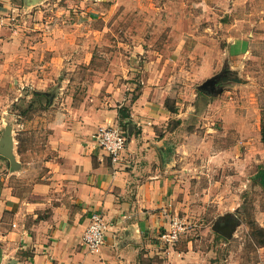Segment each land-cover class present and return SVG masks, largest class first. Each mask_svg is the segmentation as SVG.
I'll use <instances>...</instances> for the list:
<instances>
[{"label": "rangeland", "instance_id": "rangeland-1", "mask_svg": "<svg viewBox=\"0 0 264 264\" xmlns=\"http://www.w3.org/2000/svg\"><path fill=\"white\" fill-rule=\"evenodd\" d=\"M12 1L1 15L0 32L15 42L9 54L0 43V136L11 128L22 164L15 186L30 192L46 180L56 137L134 101L155 68L166 106L182 116L171 111L164 156L180 155L184 167L171 173L180 182L153 237L154 262L179 264L190 245L191 264H264V0ZM240 36L247 51H225ZM174 219L184 228L167 243Z\"/></svg>", "mask_w": 264, "mask_h": 264}, {"label": "crops", "instance_id": "crops-1", "mask_svg": "<svg viewBox=\"0 0 264 264\" xmlns=\"http://www.w3.org/2000/svg\"><path fill=\"white\" fill-rule=\"evenodd\" d=\"M202 1L207 3L204 6L214 3ZM232 1L236 8L248 0ZM13 2L0 0V16L16 9ZM178 20L187 18L178 16ZM14 36L0 32L1 48L8 54ZM249 43L240 36L229 40L225 51L243 53ZM162 75L151 69L139 97L101 110L91 129L62 131L51 144L46 180L43 177L35 182L30 192L13 182V175L22 167L15 145V167L0 153V264H157L154 251L159 245L153 237H159L157 232L165 224L174 186L180 182L171 173L174 167H184L180 155L175 160L164 156L169 149L166 139L170 117L182 116L180 110L171 114L166 106L168 92L157 87ZM124 105L132 123L124 129L128 141L123 160L114 163L93 144L92 134L101 125H121L119 109ZM179 150L176 148L177 154ZM94 212L104 214L108 230L100 251L91 253L82 239ZM191 253L195 251L189 245L179 264H191Z\"/></svg>", "mask_w": 264, "mask_h": 264}, {"label": "built area", "instance_id": "built-area-1", "mask_svg": "<svg viewBox=\"0 0 264 264\" xmlns=\"http://www.w3.org/2000/svg\"><path fill=\"white\" fill-rule=\"evenodd\" d=\"M5 23V17L0 16V27ZM128 135L121 125H101L92 134V142L96 147L101 148L114 163L123 160V154L127 146ZM101 212H94L90 215V222L83 234V244L91 253L99 252L105 242V235L108 230V223ZM184 227L178 220L174 219L169 232L161 234V239L167 243L178 241L179 234Z\"/></svg>", "mask_w": 264, "mask_h": 264}, {"label": "water", "instance_id": "water-1", "mask_svg": "<svg viewBox=\"0 0 264 264\" xmlns=\"http://www.w3.org/2000/svg\"><path fill=\"white\" fill-rule=\"evenodd\" d=\"M215 82V81H213ZM207 88V86H206ZM213 90V88H212ZM211 90V91H212ZM11 128L10 127H7L5 132L3 133L4 136L2 137L1 141H0V153L9 157L12 161V164L13 166L15 167L16 166V159H15V156H14V153H13V148H14V145H15V139L11 133ZM233 227L234 228V223H227L226 226L224 228H226L225 231H223L227 236H230L231 234V230L230 228Z\"/></svg>", "mask_w": 264, "mask_h": 264}, {"label": "trees", "instance_id": "trees-1", "mask_svg": "<svg viewBox=\"0 0 264 264\" xmlns=\"http://www.w3.org/2000/svg\"><path fill=\"white\" fill-rule=\"evenodd\" d=\"M202 90L204 92L209 91L208 92L209 94H210V92L212 93V91L208 90L207 88H203ZM171 111L177 112L176 108L171 109ZM119 116H120L121 127H123L124 129H127L130 126V124L132 123L130 120V113H129L128 107L122 106L119 109ZM260 126H261V139H262V142L264 144V117L262 119V124ZM256 182L258 184L264 186V165L261 166L258 173L256 174Z\"/></svg>", "mask_w": 264, "mask_h": 264}, {"label": "flooded vegetation", "instance_id": "flooded-vegetation-1", "mask_svg": "<svg viewBox=\"0 0 264 264\" xmlns=\"http://www.w3.org/2000/svg\"><path fill=\"white\" fill-rule=\"evenodd\" d=\"M224 231V230H223Z\"/></svg>", "mask_w": 264, "mask_h": 264}]
</instances>
